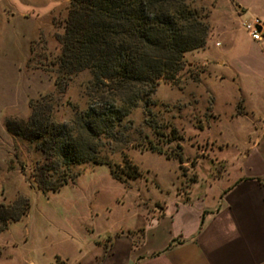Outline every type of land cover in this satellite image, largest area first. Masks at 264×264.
Here are the masks:
<instances>
[{"label":"rangeland","instance_id":"374dc122","mask_svg":"<svg viewBox=\"0 0 264 264\" xmlns=\"http://www.w3.org/2000/svg\"><path fill=\"white\" fill-rule=\"evenodd\" d=\"M187 1L208 27L205 45L185 53L173 79L158 80L148 104L140 101L110 133L91 139L82 123L103 99L89 70L68 73L58 63L71 1L0 0V203H29L26 215L0 232V264H58L74 245L105 237L107 227L134 225L132 192L140 211L159 208L185 192L196 172L201 179L220 174L216 154H237L247 142L251 123L233 113L245 96L264 110V81L220 68L219 60L262 62L264 43L243 23L264 24V0ZM244 83L258 88L249 94ZM35 109L48 125L65 124L77 138L97 143L100 163L47 159L28 140ZM63 173L76 176L55 191L38 186L37 179L55 181Z\"/></svg>","mask_w":264,"mask_h":264},{"label":"trees","instance_id":"16d2710c","mask_svg":"<svg viewBox=\"0 0 264 264\" xmlns=\"http://www.w3.org/2000/svg\"><path fill=\"white\" fill-rule=\"evenodd\" d=\"M70 1L58 63L68 73L89 70L103 99L99 107L96 101L82 123L91 139L110 133L140 101L148 104L158 80L173 79L183 68L185 53L206 43L208 27L187 0ZM43 117V112L34 110L28 140L47 159L62 158L66 165L100 163L94 157L97 143L77 138L65 124L48 125ZM75 176L63 173L55 181L37 182L45 192L55 191ZM28 207L26 199L0 203V232L22 219Z\"/></svg>","mask_w":264,"mask_h":264},{"label":"crops","instance_id":"0c3cea01","mask_svg":"<svg viewBox=\"0 0 264 264\" xmlns=\"http://www.w3.org/2000/svg\"><path fill=\"white\" fill-rule=\"evenodd\" d=\"M262 33L261 40H254L257 44L264 43V26ZM261 57L256 66L225 60L219 64L264 81ZM243 88L252 94L258 87L244 83ZM260 88L264 99V83ZM240 104L242 110L236 109L233 116L247 117L249 139L237 154H216L220 174L208 172L207 179H201L196 172L185 192L152 210L135 207L137 195L132 192L134 225L107 227L105 237L74 245L71 258L58 256V264H264V110L246 96ZM225 176L228 179H222Z\"/></svg>","mask_w":264,"mask_h":264},{"label":"built area","instance_id":"2783aa9c","mask_svg":"<svg viewBox=\"0 0 264 264\" xmlns=\"http://www.w3.org/2000/svg\"><path fill=\"white\" fill-rule=\"evenodd\" d=\"M263 21L259 18H255L252 21H246L243 23L244 28L248 31L249 35L254 40H261L263 37L262 33Z\"/></svg>","mask_w":264,"mask_h":264}]
</instances>
